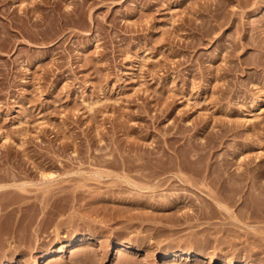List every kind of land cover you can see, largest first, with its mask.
Listing matches in <instances>:
<instances>
[{
	"label": "rangeland",
	"instance_id": "rangeland-1",
	"mask_svg": "<svg viewBox=\"0 0 264 264\" xmlns=\"http://www.w3.org/2000/svg\"><path fill=\"white\" fill-rule=\"evenodd\" d=\"M9 262L264 264V0H0Z\"/></svg>",
	"mask_w": 264,
	"mask_h": 264
},
{
	"label": "bare ground",
	"instance_id": "bare-ground-1",
	"mask_svg": "<svg viewBox=\"0 0 264 264\" xmlns=\"http://www.w3.org/2000/svg\"><path fill=\"white\" fill-rule=\"evenodd\" d=\"M81 234V233H80ZM83 234V233H82ZM81 236H79V237H76V238H70L71 240H69L67 243H65V246H63V247H61L60 249H59V251L57 252V254H59V253H63V255L64 254H67V252H68V249H66V248H70V247H73V246H75L78 242H79V240L81 239L80 238ZM80 238V239H79ZM87 239H88V237H87ZM83 240V239H82ZM123 248V249H122ZM122 250H124L125 251V248H127V247H124V245L122 246ZM127 250V249H126ZM128 250H130V249H128ZM121 251V250H120ZM128 252V251H127ZM189 251H187V253H184L183 252V254L185 255H187L188 256V254L189 255H192L191 253H194V252H191V253H188ZM54 252L53 251H46V252H44V255H43V258H47L48 256H50V255H52ZM182 253V252H181ZM60 254V255H61ZM174 254V253H173ZM171 252L169 253V252H166L164 255H163V257H162V260H165V259H167V258H169L170 256H172L173 255ZM185 255V256H186ZM176 256H177V254H176ZM179 256V257H178ZM177 257L178 258H182L183 257V255H178ZM182 256V257H181ZM42 258V257H41ZM42 258V259H43ZM185 258V257H184ZM183 259V258H182ZM199 260H200V258H198ZM198 259H195L196 261H198ZM179 260V259H178ZM182 261V260H181ZM165 262V261H164ZM199 262H201V261H199ZM10 263V262H9ZM8 264V263H7ZM11 264V263H10ZM38 264V263H37Z\"/></svg>",
	"mask_w": 264,
	"mask_h": 264
}]
</instances>
